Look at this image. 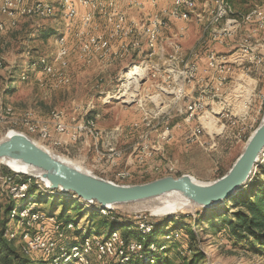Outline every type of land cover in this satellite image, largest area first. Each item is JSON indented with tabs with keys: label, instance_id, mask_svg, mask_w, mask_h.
<instances>
[{
	"label": "rangeland",
	"instance_id": "obj_1",
	"mask_svg": "<svg viewBox=\"0 0 264 264\" xmlns=\"http://www.w3.org/2000/svg\"><path fill=\"white\" fill-rule=\"evenodd\" d=\"M230 1L234 8L240 11L248 10L253 5L264 2V0ZM60 9V4H57V16L51 18L23 16L19 19L16 26L8 25L6 22L7 26L5 25L0 32V140L6 137L8 131L12 128L11 124H15L17 130H24L30 136L38 135L39 127H32L30 122H26L27 114L30 117L29 121H32V118L35 117L37 121L47 122V125H54L55 119L59 118L63 112H66V119L71 120V124H82V122L92 119L93 132L98 135H105L106 130H102L98 126L101 113H105L112 120L108 131L118 126L123 127V134L118 139L117 145L119 146L118 151H121L119 155L124 156L116 166L108 163L111 170L98 169L94 171L91 169L98 176L121 184H139L166 175L181 176L183 174H191L199 181L212 182L218 178L221 170L228 171L232 167L243 152L246 142L244 145L239 144L229 148L230 144L228 145L227 141L217 139L215 143H209L204 147L198 144L186 145L183 139L179 138L174 144L166 146L165 155L162 158L173 164L150 169L149 166L156 164L161 157L152 161L149 160L143 166L138 164L137 160L132 162L135 156L132 155L131 158L132 150L135 146L142 143L144 133H148V136H156L159 132H164L165 123L169 116L178 115V106L181 102L182 93L180 94L176 90L174 83L167 96L163 97V103H160L159 107L154 109L153 118L143 120V123H140V130H136L137 134L133 136V124H125L123 122L122 125H119L122 120H127L125 114L130 111V107L121 106L117 98L110 103L105 101V93L98 92L101 83L104 82L103 73L93 74L92 69H87L86 67L100 66L97 68H103L111 66L117 59L110 64H105L97 49L96 52L87 53L82 57V53H78L77 38L74 33L77 27L74 25L78 24L79 19H76V16L72 19L62 18ZM0 21H6L1 13ZM92 21L94 22V18ZM191 22L198 23L201 26L192 28L196 34H204L205 28L201 21L191 20L186 24L188 25ZM66 23H72L73 25L68 26ZM65 34H67V41L71 45V50L65 49V40L64 42L60 40L62 36L65 38ZM101 35H103V30ZM93 36H99V31H92ZM203 39L196 49L200 48L207 51L212 46L213 41L206 34ZM87 40L82 39V46L87 45ZM236 41L237 39L230 40L227 45L218 49L221 52L231 53L236 46ZM193 42L184 41L183 47L189 49ZM63 50L65 52L59 57V52ZM247 58L253 57L248 55ZM79 60L86 66H83ZM132 64L130 63L122 70L120 69L119 73H113L109 78L110 84L104 89L113 88L114 92H120L121 85H130L134 75L128 80L129 75L124 73ZM64 67L68 68L62 71ZM86 69L87 71H85ZM37 71L46 72V74ZM36 74L39 75L37 80ZM57 75H60V77L52 78V76ZM255 82L258 86H264V67L261 68L260 73L255 75ZM263 100L264 94L261 95L260 99L261 114L257 113L259 103L256 102L255 104L256 108L253 112V117L258 120L256 127L264 115ZM72 102H74V106L79 103V110L67 118ZM90 103L93 105H89ZM91 108L95 110L92 111ZM105 109L107 110L105 111ZM42 111L44 114L49 113V118H40L39 113L42 115ZM91 111L93 113L96 112L95 117H88ZM97 112H99V115H97ZM17 116H19V120H17ZM125 135L128 136L125 137ZM41 143L44 146H49L51 145V138L42 136ZM53 150L54 153L67 157L59 153L56 148H53ZM94 150H98V143H95ZM71 160L82 165L74 159ZM120 165L121 167H119ZM263 166L264 154L253 175V177L257 176L259 178V182L264 180ZM119 171H127L129 175H122V178H120L117 175ZM8 172L15 173L13 169L0 161V175L8 174ZM22 175L27 176L29 181L32 178L36 179L37 185L40 184L45 189L47 188L45 183L35 177L34 174L25 175L21 173ZM30 182L32 183L33 181L31 180ZM30 182H26L25 193L31 186ZM53 193L62 194L68 199L75 200L70 193L66 194L60 191ZM12 199L20 202L23 198L11 197L6 188V183H0V205L2 208L6 207ZM85 204L89 208L96 209L102 215H105L100 211L99 207H96L98 205ZM65 206H69L65 216L75 222L73 225L68 226L69 223L64 224L58 219ZM155 206H160L159 199L118 204L111 208L113 215L136 221L137 229L143 235L151 234L158 222V225L162 224V220H178L179 231H171L173 223L161 228V232H159L161 233V242L152 241L146 243L134 238L128 240L131 245H137L135 251H129L127 247L131 245L123 241L125 227L106 234L96 231L91 234L87 233L90 229L91 217L98 220L99 216L96 212H92L91 215L89 208L83 207L75 201L68 202L66 200H61L60 202L56 200L54 203L51 200H44L41 203L35 199L27 200L20 207L18 213L20 214L22 210L31 208L32 211L37 212L35 215L39 216V218L33 220L30 214L24 220L12 214L16 219L11 220V224L7 227V232H16L17 238L9 239L6 237L9 240H14L18 251L20 253L23 251L22 253L28 258L42 261L52 260L55 264H264V246L259 247L248 239L238 241L223 226L220 213L224 210L228 212L236 210L237 204L224 201L211 209H205L203 214H206V216L199 222L195 221L197 217L199 218V206L194 205L193 209H183L161 215L154 213ZM210 217H214V222L210 221ZM38 220L54 221L53 226H51V235L63 233H61V236H52L51 243H49V237L43 236V223H38ZM78 230L82 231L81 235L77 233ZM26 231L29 232V235L25 234ZM113 233L118 235V240L114 245V248L117 249V254L102 255L98 245L103 238H109ZM37 236L40 237V241L44 242L45 245L50 246L53 243L55 250L45 253L44 250H46L47 246L41 247L35 245V243L30 246L28 240ZM23 237L28 238L25 240ZM173 239H175L174 242ZM74 247H78V250L75 251ZM123 247L125 252H119ZM167 249L169 250L165 252ZM161 253L163 255L159 259ZM56 258L58 259L56 260Z\"/></svg>",
	"mask_w": 264,
	"mask_h": 264
},
{
	"label": "built area",
	"instance_id": "obj_2",
	"mask_svg": "<svg viewBox=\"0 0 264 264\" xmlns=\"http://www.w3.org/2000/svg\"><path fill=\"white\" fill-rule=\"evenodd\" d=\"M7 1L9 0H0V2ZM161 1L170 4L161 6ZM207 1L208 12L206 13H209L212 8H217L218 4H213V0ZM67 2L68 6H74L73 15L79 19L80 27L75 36L78 40V53H82V57L87 53L96 52V49H92V41H99L101 45L103 22L113 23V18L104 17V8L117 9L116 18H122V25L113 26V31L110 33L118 27H123L124 19L139 18L136 36L131 40L152 39V48H143V45L131 48L134 56L138 53V49H148L149 59L146 67L134 71L130 85H121L120 92H113L112 89L102 87L98 89V92L105 93V101L110 103L117 98L121 106L132 107L138 111L141 117L132 123V127L140 130L141 121L153 118L154 109L163 103V97L167 96L171 88V81L174 78H180V75H173V64L182 63L180 50L183 42H179V34H181V27L187 23L185 12H193V20H196L197 16L206 15L198 14L199 0H128L126 4H133V10L137 14L126 11V7L120 6L119 0H101L100 2L67 0ZM23 3H29L28 17H31L35 0H23ZM45 6H47V13H51L50 5ZM171 6H178V13H171ZM13 12L14 10L9 13V19L13 18ZM91 13H99L102 16V23L91 21ZM234 16H241V23H234ZM224 17L228 18V25H225L224 29H217L216 22L213 44L209 50L205 51V55L193 57L192 65L182 63V72H189V82H185L183 87L178 115L169 116L164 132H159L156 136H148V133H144L142 143L132 150L131 158L135 155L132 162L137 160V163L143 166L148 163L147 161L161 157L149 168L173 164L162 158L165 155L166 146L174 144L179 138H182L186 145L198 144L204 147L221 139L227 141L228 145L230 144L229 148H232L234 145H244L256 129L258 120L253 117V112L258 102L257 113L261 114L260 99L264 94V86H258L255 82V75L264 67V4L257 3L247 11H238L227 0V13ZM173 24L177 25V30L167 36L165 29ZM2 25H6V21ZM92 31H99V38H92ZM67 38L65 34V49L71 50ZM82 39H90V46H82ZM234 39L237 41L231 55H221L218 46L227 45L228 41ZM167 42H174L173 61L170 64H163L162 69H155V59L158 58L156 50ZM245 48L254 49V58L245 57ZM113 49L114 54L125 51L122 50V43L117 42ZM164 65H171L172 74L164 73ZM66 68L68 67H64L62 71ZM59 77L60 75L52 76V78ZM247 87L252 89L249 98H246ZM78 105L79 103H76V107ZM27 122H30L32 127H39V134L32 137L40 144L42 136L51 138V145L44 146L51 152H54L53 148L66 147L71 143L83 141L86 137H92L95 143H98V150H95L98 162L103 161L116 166L124 156L118 155L119 146L117 145L118 139L123 134L122 126L106 130L105 135H98L93 132L92 125H86V121L82 124H71V120L66 119V112L55 119L54 125L37 121L35 117ZM11 125L12 128L9 131L24 132V130H17L15 124ZM21 173L15 171V173L0 175V183H6L9 193L20 192L21 185H16V178L21 176ZM23 174L28 175V173ZM117 175L122 178V175H129V172L119 171ZM53 222V220H38V223H43V236L49 237V243L52 236H61L63 233L51 235ZM34 241H40V239L32 240Z\"/></svg>",
	"mask_w": 264,
	"mask_h": 264
},
{
	"label": "water",
	"instance_id": "obj_3",
	"mask_svg": "<svg viewBox=\"0 0 264 264\" xmlns=\"http://www.w3.org/2000/svg\"><path fill=\"white\" fill-rule=\"evenodd\" d=\"M263 151L264 115L232 167L212 182H202L191 174H183L166 175L139 184H121L51 152L23 131H15L0 140V161L12 159L33 166L38 170L34 176L48 189L70 193L79 201L97 203L101 209L155 199L170 192H179L195 206L211 209L250 183Z\"/></svg>",
	"mask_w": 264,
	"mask_h": 264
},
{
	"label": "bare ground",
	"instance_id": "obj_4",
	"mask_svg": "<svg viewBox=\"0 0 264 264\" xmlns=\"http://www.w3.org/2000/svg\"><path fill=\"white\" fill-rule=\"evenodd\" d=\"M101 0H93V2H100ZM60 4V11L62 13V18L64 19H72L76 15H73L74 13V6H68L67 0H35V8L31 10V17H41V18H51L57 16L56 14V5ZM213 4H218L217 8H212V13L210 17V21L208 22V27L211 28V37L212 39L214 38V27L217 22V29H224L225 25H228V18L224 17L227 13V0H213ZM261 4H264L262 2ZM45 5H50V10L51 13H47V6ZM14 10L13 12V18L9 19V13ZM28 10H29V4L28 3H23V0H9L7 2H1L0 4V13L4 16L6 19V22L8 25L11 26H16L19 22V19L23 16H28ZM171 13H178V6H172L171 7ZM104 14L109 17L113 18V23H111L112 28L109 30V32L104 35H101V45H99V41H92V49H97L101 55L102 61L105 64H110L114 60H116L117 54H114V46H115V41L121 40L123 37L126 35L133 34L135 32L134 28V22L131 19H124L123 22V27H118L113 33H110L113 31V26H121L122 25V18H116L117 17V9H111V8H104ZM59 15V14H58ZM95 17V13H91V21ZM189 19V12H185V20ZM5 22L0 21V32L4 28ZM110 23V22H109ZM234 23H241V16H234ZM7 26V25H6ZM109 36V37H108ZM92 38H99V36H93ZM61 42H64L65 38L63 36L60 38ZM149 44L152 45V39L148 38ZM87 45L90 46V39L87 40ZM171 44V49L174 52V42H170ZM164 51V50H163ZM65 51L59 52V57L64 53ZM125 52L128 53L129 49H125ZM90 54V53H88ZM221 55H231V53H224L221 52ZM248 55H251L254 58V49L252 48H245V57ZM180 57L182 58V63L185 65H192L193 62V57L191 55H187L182 51V48L180 50ZM91 58V57H90ZM173 61V57L171 60L167 63L170 64ZM182 63H174L173 64V75H180V78H174L173 81H171V88L168 90L170 91L172 89V85L175 83L174 87L178 85L179 83H182L185 85V82H189V72H182ZM164 64L163 59L156 61L155 63V69H162ZM148 65V59H143L140 62H134L130 67L127 68V71L124 73L125 75H129L127 78L130 80L132 76L134 75V71L137 69H141L146 67ZM51 71V69H49ZM164 73L165 74H172V67L171 65H166L164 67ZM260 73V72H259ZM177 91L180 92V94L183 91V88L177 89ZM252 91L251 87L246 88V92L248 93L246 98H249L250 92ZM264 102V100H263ZM27 121H29V115L27 114ZM83 123V122H82ZM86 125H93L92 119L88 120L86 122ZM15 131H9L6 136L10 137L12 134H14ZM26 133V132H25ZM44 138H49V136H44ZM42 144V143H41ZM43 145V144H42ZM44 146V145H43ZM121 154V151H118V155ZM264 154V151L261 154V158ZM3 163L8 165L11 169L17 172H22V173H28V174H38V170H36L33 166L27 165L21 161L17 160H12V159H4L2 160ZM17 180V178H16ZM16 185H21V190L20 192L17 193H10L11 197H17V198H23L25 196V187L27 185L26 182L18 183L16 181ZM57 192V191H54ZM156 199L160 200V206L156 207L154 213L156 214H167L171 212H176L178 210H183V209H193L194 204L190 202L187 198H185L181 193L179 192H170L167 194H164ZM83 202V201H82ZM83 203H88L92 206L98 205L97 203L94 202H83ZM89 205V206H90ZM99 207L100 206H96ZM112 206H109L107 208L101 209L100 211L105 214L103 216H108V213L112 212ZM20 208H14L12 209L13 215L16 217L23 218L26 220L30 214L33 217V220H37L39 216H36L35 213L32 211L31 208L29 209H24L22 212L19 214L18 211ZM17 213V214H16ZM20 216V217H19ZM69 225H73L72 222H69ZM114 232L111 231V233ZM26 235H29V232L26 231ZM5 236H7L9 239H16L17 234L16 232H5ZM25 240L28 237H23ZM40 237H34V239H29L28 243L30 246H33L34 243L35 245L41 246V247H46L45 253H50L55 250L54 244L52 243L50 246L45 245L44 242L42 241H34L32 240H39ZM118 240V235L116 233H113V235L109 238H103L98 245V248L102 255H115L117 254V249L114 248V245L116 244ZM123 241H125L127 244L128 240H125L123 236ZM131 245V244H130ZM136 244L131 245L130 247L128 246L127 249L129 251H135L136 250ZM74 250L77 251L78 247H74ZM23 252V251H22ZM119 252H125V248L123 247ZM127 254V253H126ZM58 258H56L57 260ZM67 260V256H66Z\"/></svg>",
	"mask_w": 264,
	"mask_h": 264
},
{
	"label": "trees",
	"instance_id": "obj_5",
	"mask_svg": "<svg viewBox=\"0 0 264 264\" xmlns=\"http://www.w3.org/2000/svg\"><path fill=\"white\" fill-rule=\"evenodd\" d=\"M231 2L230 0H228ZM232 3V2H231ZM46 36V35H45ZM264 168V166L262 167ZM227 172V170H221L218 174V177H221ZM12 172H8L11 174ZM33 181L32 183L30 181ZM30 181L27 176L17 177V182H30V188L27 189L25 193V197L21 199L20 202L18 200H11V202L4 208L1 206L0 211V264H55L52 260H36L30 259L28 256H25L22 252L18 251V248L15 247L14 240H9L5 236V232L7 227L11 224L12 219H16L12 214V209L20 208L27 200L35 199L37 202H42L46 200H51L53 203L57 200L60 202L61 200H66L68 202L75 201L82 205L83 207H87V204L80 202L75 199H68L64 197L62 194H55L53 190L48 188H44L42 185H37L36 179L32 178ZM259 178L257 176L253 177V180L250 183L240 189L236 194H234L231 198L226 200V203L233 202L238 205L236 210L222 211L220 213L223 226H225L231 236L238 241L249 240L253 244L257 246H264V180L258 181ZM53 191V192H52ZM17 201V202H16ZM63 205V204H62ZM69 206H65L58 219L60 222L66 224L69 222L75 223L71 218L66 217V210ZM86 209V208H85ZM92 212H96L99 216L98 220H95L94 217H91L90 229L87 233L91 234L92 232H100L102 234L110 233L113 230H118L119 228L125 227V232L123 236L125 240L136 239L142 240L146 243L148 242H161V228L165 225H169L173 223L172 232L179 231L180 228L177 226V219H167L162 220L161 225L156 224L155 230L149 235H143L137 229V222L129 219V218H121L116 215H113L111 212L108 216H103L98 210L89 208ZM3 210V211H2ZM89 210V211H90ZM205 209H199V218L197 217L195 221H201L206 214H203ZM68 216V215H67ZM210 221L214 222V217H210ZM153 224V223H152ZM175 224V225H174ZM154 225V224H153ZM77 233L79 235L82 234L81 230H78ZM175 239H173L174 242ZM172 242V243H173ZM177 242V241H176ZM167 249L165 252H167ZM19 252V253H18ZM163 253V252H162ZM160 255L159 259L162 257ZM156 264V263H155Z\"/></svg>",
	"mask_w": 264,
	"mask_h": 264
},
{
	"label": "crops",
	"instance_id": "obj_6",
	"mask_svg": "<svg viewBox=\"0 0 264 264\" xmlns=\"http://www.w3.org/2000/svg\"><path fill=\"white\" fill-rule=\"evenodd\" d=\"M127 1L128 0H119L120 6H122L124 8L126 7V11H129V13L137 14V12L133 10V4L128 5V4H126ZM169 4H170L169 2H163V1L160 2L161 6H168ZM236 10H238V9H236ZM238 11H240V10H238ZM245 11H247V10H245ZM206 12H208V1L207 0H199L198 14H206V15L197 16L196 20L201 21L203 23L204 28H205L204 34L200 33L198 35V33L196 34V32L192 30V28H194V27H198V26L201 27L198 23H195V22H191L188 25L185 23L183 25V27H181V34H179V42H182V39H183V43H184V41L185 42H188V41L193 42V40H195L189 49H185L184 47H182V51L187 55H191L192 57H198V55H200V54L205 55V53H206L205 50H201L200 48H199L200 50L196 49L197 46L201 43L205 34L207 35V37L211 41H213V39L211 37V28L208 27V22L210 21L212 10H210L209 13H206ZM104 17H107V16L104 14ZM129 19H131L134 22V28L138 29L139 18H129ZM191 20H193V12H189V19L185 20V22H189ZM94 23H102V16L99 13H95ZM71 24L66 23V25H68V26H70ZM79 25H80L79 22L77 25H74V26H77L74 33H76V31L79 30L78 29L80 27ZM111 28H112L111 23L103 22L102 30H103L104 35H106ZM176 30H177V25L173 24V25L169 26L167 29H165V34L167 36L171 35ZM194 32H195V34H194ZM135 36H136V30L133 34L126 35L121 40L115 41L114 47H116V42L122 43V50L129 49V52L126 53L125 51H121V53H117V56H116L117 61H115L113 64H111V66H107V67H103V68H97L100 66H97V67L86 66V65H84V63L81 60H79L83 66L87 67V69H92V72H94L93 74L103 73L104 82L101 83V85H100L103 89H104V87H107V85L110 84L111 81L109 78L111 77V75L113 73L114 74L117 73L122 67L125 68L130 63H134L135 61L139 62L145 58L149 59L148 49H138V53L135 56H134V54H132L131 48H133V47H142V45H143V48H152V45L149 44L148 38H140V40H131ZM76 42L78 44V40ZM170 46H171L170 42H167V43H165L164 46H162L156 50V57H158V58L155 59V63H156V61L163 59L164 64H167L171 60V58L173 57V50L171 49ZM221 47H224V46H221ZM221 47L218 46V48H221ZM190 49H192V50L188 51ZM126 54H129V55H126ZM123 55H126V56H123ZM78 59H80V58L78 57ZM97 62L100 63L99 61H97ZM165 66L166 65H164V67ZM87 69L85 71H87ZM37 72L43 73L42 71H37ZM38 74H36V80L38 79V76L40 75V74L39 75ZM39 85H40V83H39ZM183 87H185V85H183L182 83H179L178 85H176L177 89H180ZM111 89L114 92V89L113 88H111ZM78 110H79V105L76 107V104L74 106V102H72L71 109L69 110V113H67V115H68L67 118L74 115ZM94 110L95 109H92V111H94ZM106 110L107 109H105V111ZM92 111L88 114V117H95L96 116L95 115L96 112L93 113ZM97 115H99V112H97ZM125 116L127 117V120H122L119 125H122L123 122H125V124H128V123L132 124L134 121H137L141 117V114L138 111H136L134 108L131 107L130 111L126 112ZM39 117L44 118V119L49 118V113L44 114V112H43L42 115L39 113ZM111 122H112V120L105 113L104 114L101 113V117L98 120V126L102 130H108ZM141 123H143V120L141 121ZM132 129L134 130V132H133V136H134V134H137V131L134 128H132ZM127 136L128 135H125V137H127ZM94 146H95L94 139L92 137H86L83 141L80 140L77 143H71L70 145H68L66 147H56V149L59 153L65 155L71 159L78 161L79 163L82 164V166L87 167V169H90V170L92 169L94 171H96L98 169L111 170V168L109 167L107 162L99 163L97 161V156H96V153L94 150ZM76 148L78 150L75 151L74 149H76ZM119 167H121V165Z\"/></svg>",
	"mask_w": 264,
	"mask_h": 264
}]
</instances>
